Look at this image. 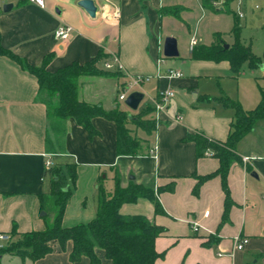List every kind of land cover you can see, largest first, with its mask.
Here are the masks:
<instances>
[{"label":"crops","instance_id":"1","mask_svg":"<svg viewBox=\"0 0 264 264\" xmlns=\"http://www.w3.org/2000/svg\"><path fill=\"white\" fill-rule=\"evenodd\" d=\"M79 1L44 0V8H40L27 0H0V48L33 67L41 66L51 55L48 72L72 64L86 65L98 55L102 59L96 68L105 71L103 64L117 59L122 72L112 70L117 73L112 77L85 76L78 81L79 100L105 111L119 109L135 115L152 107L161 91L171 90L174 97L157 119L154 113L146 117L155 123L151 134L129 126L141 141L142 156L118 157L115 125L102 118L92 119L98 135L91 139L68 119L64 151L50 154L45 144L46 107L37 100L36 78L0 55V234L15 233V240L23 234L44 231L54 218V214L50 217L52 171L74 165L76 183L64 210L63 228L85 225L95 218L99 185L111 195L115 179L122 188L131 181L151 188L164 211L156 215L147 199L120 208L123 216H141L164 229L154 243L161 255L155 264H264V120L236 145L240 162L231 166L227 176L233 205L224 224L220 178L204 182L194 193L197 178L214 173L218 160L209 155L197 159L194 144L182 142L194 133L218 142L227 140L234 112L207 99L226 96L250 111L258 105L260 93L257 104L245 108L246 100L237 94L240 86H233L230 92L220 85L223 79L235 78L229 64L191 60V50L187 56L172 59V64L164 62V38L173 37L166 20L172 16H162L160 11L187 8L176 4L177 0H92L94 18L78 6ZM6 4L12 8L3 12ZM116 10L118 17L114 18ZM62 25L72 28L65 42L55 35ZM157 61H161L159 66ZM169 70L179 71L182 77L169 79ZM128 76L142 79L133 92L142 93V101L147 99L134 112L121 109L118 102ZM252 96L250 105L257 100L255 93ZM152 149L154 155L150 154ZM243 158L249 161L244 164ZM205 211L209 212L207 218H203ZM193 219L203 228L198 233L190 229ZM235 237L247 239L242 251L233 250ZM71 249V242L64 250L54 245L51 254L35 262L1 253L0 264H72ZM95 254L100 264H111L103 251L96 250ZM75 264H89V260L82 257Z\"/></svg>","mask_w":264,"mask_h":264},{"label":"trees","instance_id":"2","mask_svg":"<svg viewBox=\"0 0 264 264\" xmlns=\"http://www.w3.org/2000/svg\"><path fill=\"white\" fill-rule=\"evenodd\" d=\"M233 1L235 0H224L222 8L217 10L212 7L211 0H200L203 9L214 12L225 11L229 3ZM173 10L162 8L160 15L178 17L182 11L180 7H174ZM224 45L225 43L216 37L209 46H195L191 50L190 59L227 62L233 75L239 74L245 63L248 64L250 70H255L261 65V60L252 53L250 46L241 44L238 36L235 43L229 45L227 49L224 48ZM0 55L17 63L37 80V100L46 107L48 132L45 144L47 153L57 154L64 151L68 119H73L91 139L98 135L92 128V119L102 118L115 125L116 155L118 157L142 156L141 141L134 136L129 126L132 125L151 134L155 130V123L146 117L154 113L153 106L146 107L138 114L129 115L119 109L105 111L99 105H90L78 98L79 79L83 76L94 75L93 72L98 70L96 64L102 59L101 55L86 65L72 64L55 72L46 70L51 55H48L39 67H33L1 48ZM99 74L112 77L117 73L100 70ZM262 79L264 80V72ZM207 100L233 110L234 118L229 126L227 140L218 142L200 133H194L187 135L182 142L194 144L197 159L209 154L218 160L219 167L214 173L197 178L194 193L204 182L214 177L220 178L224 194L221 224H224L228 221V212L233 205L227 187V176L231 166L240 162L235 148L237 143L254 129L258 121L264 120V90L260 91L258 105L250 111H244L238 102L226 96ZM52 177L50 195L54 212L52 223L44 231L23 234L15 240L12 239L15 233L9 234V241L0 249V254H14L22 259L26 258L35 262L51 254L54 245H57L60 250H64L66 243L71 242L69 261L72 264L79 262L82 257L87 258L89 264H100V260L95 254L96 250L103 251L105 259L111 264H155L161 255L156 253L154 243L164 233V229L149 223L144 217L120 214V208L123 205L134 204L139 199H147L152 202L156 215L164 214L151 188L137 185L131 181L125 188H122L119 180L115 179L113 193L107 195L103 186L99 185L96 190L95 218L85 225L63 228L61 223L64 210L76 183V168L72 165L53 169ZM157 192L159 193L160 190L158 189Z\"/></svg>","mask_w":264,"mask_h":264},{"label":"rangeland","instance_id":"3","mask_svg":"<svg viewBox=\"0 0 264 264\" xmlns=\"http://www.w3.org/2000/svg\"><path fill=\"white\" fill-rule=\"evenodd\" d=\"M175 3L187 7L178 14V17H170L166 20L172 38L176 40L180 56L189 55L190 42L194 39L197 46H209L216 37H219L229 46L235 43L238 36L240 43L250 46L252 53L261 60V64L264 63V1L241 0L238 2L235 0L229 3L223 12L203 9L200 0H177ZM238 8L243 14L241 18L238 17ZM172 61L168 58L164 60L168 65L172 64ZM99 71L98 69L93 72L94 75L86 77H106L100 75ZM220 85H224L230 92L233 86H240L237 94H239L238 97L242 96L246 100L245 108H253L259 100L260 91L264 90V80L260 68L250 70L246 63L242 65L235 78L223 79ZM252 93H255L257 97L254 105H250L252 104L250 103L253 98ZM231 97L236 98L235 95H231ZM146 102L145 98L138 109L140 110ZM119 106L121 109H127L124 102H120ZM259 132L260 130L257 133ZM53 214L54 212L50 217Z\"/></svg>","mask_w":264,"mask_h":264},{"label":"built area","instance_id":"4","mask_svg":"<svg viewBox=\"0 0 264 264\" xmlns=\"http://www.w3.org/2000/svg\"><path fill=\"white\" fill-rule=\"evenodd\" d=\"M28 2L37 5L40 8H44V0H27ZM238 2H240L241 0H237ZM224 3V0H211V4L212 7L215 9H220L222 8ZM114 18L118 17V12L117 10L114 12L113 15ZM238 17L241 18L243 17L242 12L240 11V9L238 8ZM72 32V28L70 26L67 25H62L60 26L56 32L55 35L57 37V39L61 42H65L68 40L70 34ZM197 45L196 40H192L190 42V50H192L195 46ZM161 64V61H157V65L159 66ZM103 68L106 71H116V72H122V67L119 64L117 59H114L113 62L109 63L106 62L103 64ZM166 77H168L169 79H179L182 77V74L179 71H173V70H169L166 72ZM142 84V79L138 78V77H131L128 76L127 77V81L124 84V86L122 87V89L120 90V94L118 95V102H124L126 97L133 92L134 88L140 87V85ZM174 97V93L171 90H165V91H161L158 93L157 95V99H155V101L153 102V110H154V114L156 119L158 118V115L162 112H164L167 108L168 103L170 102L171 99H173ZM176 121L180 120V117H176L175 119ZM151 155L155 154V149H152L150 151ZM209 155V154H207ZM249 161L248 158H243L242 162L244 164H246ZM46 166H50L49 162H46ZM209 216V212L205 211L203 214V218H207ZM190 225V229L193 233H198L200 231V229H203L201 227V225L199 224L198 221H196L195 219L191 220L189 222ZM9 241V235L8 234H0V249H2L5 245V243H7ZM247 244V239H242L239 237H235L233 239V250L235 251H242L244 249V247ZM218 256H221L220 254H218Z\"/></svg>","mask_w":264,"mask_h":264},{"label":"water","instance_id":"5","mask_svg":"<svg viewBox=\"0 0 264 264\" xmlns=\"http://www.w3.org/2000/svg\"><path fill=\"white\" fill-rule=\"evenodd\" d=\"M78 6L83 9L89 17L94 18L96 14V7L92 0H80L78 2ZM12 8V5H3L2 11L7 12L9 9ZM229 46L224 45V48L227 49ZM162 54L164 58L168 59H175L178 58L179 53L177 49V43L176 40L172 37H166L163 41V47H162ZM262 71H264V66H259ZM144 95L140 92H132L130 93L125 101L124 105L130 109L131 111H137L140 103L143 100ZM130 180H133V177H130ZM41 216H44V213H41Z\"/></svg>","mask_w":264,"mask_h":264}]
</instances>
